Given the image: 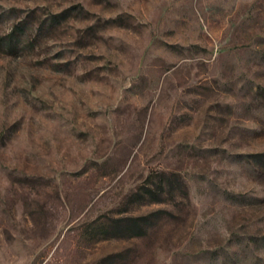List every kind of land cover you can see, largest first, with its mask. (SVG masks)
<instances>
[{"label":"rangeland","instance_id":"374dc122","mask_svg":"<svg viewBox=\"0 0 264 264\" xmlns=\"http://www.w3.org/2000/svg\"><path fill=\"white\" fill-rule=\"evenodd\" d=\"M0 264H264V0H0Z\"/></svg>","mask_w":264,"mask_h":264}]
</instances>
